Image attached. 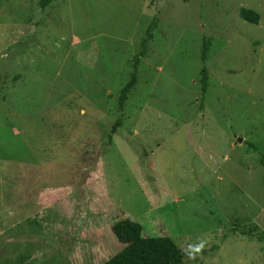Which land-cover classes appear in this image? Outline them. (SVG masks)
<instances>
[{"label":"rangeland","instance_id":"rangeland-1","mask_svg":"<svg viewBox=\"0 0 264 264\" xmlns=\"http://www.w3.org/2000/svg\"><path fill=\"white\" fill-rule=\"evenodd\" d=\"M39 1L0 0V264H101L122 217L264 264V0Z\"/></svg>","mask_w":264,"mask_h":264},{"label":"trees","instance_id":"trees-1","mask_svg":"<svg viewBox=\"0 0 264 264\" xmlns=\"http://www.w3.org/2000/svg\"><path fill=\"white\" fill-rule=\"evenodd\" d=\"M53 0H40L39 5L44 6ZM238 16L250 23H257L258 14L250 8L240 7ZM155 26L152 19L147 26L143 37L140 40L139 50L132 57V66L128 80L121 86L118 94V108L122 106L129 90L134 86L136 80V67L141 56L145 53L147 41L152 37L151 30ZM208 38H203L201 59L209 45ZM201 89L206 85L207 73L204 67L199 70ZM264 164V157L260 159ZM242 235H251L244 228L232 227ZM110 231L115 239L122 244V247L106 258L101 264H180L185 251L181 250L168 235L143 236L141 234V224L129 217H122L115 220L110 225Z\"/></svg>","mask_w":264,"mask_h":264},{"label":"water","instance_id":"water-1","mask_svg":"<svg viewBox=\"0 0 264 264\" xmlns=\"http://www.w3.org/2000/svg\"><path fill=\"white\" fill-rule=\"evenodd\" d=\"M237 141H240V138H236Z\"/></svg>","mask_w":264,"mask_h":264}]
</instances>
